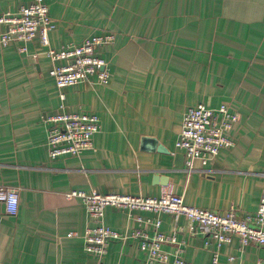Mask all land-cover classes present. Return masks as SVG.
Listing matches in <instances>:
<instances>
[{
  "label": "crops",
  "instance_id": "0c3cea01",
  "mask_svg": "<svg viewBox=\"0 0 264 264\" xmlns=\"http://www.w3.org/2000/svg\"><path fill=\"white\" fill-rule=\"evenodd\" d=\"M32 1L0 0V14ZM46 2L55 50L115 35L97 50L111 79L101 85L92 78L61 90L39 38L25 44L26 53L18 50L19 42L0 47V185L20 195L16 215L0 203V264H143L146 252L132 235L140 228L152 234L154 226L140 225L134 216L160 219V231L186 243V260L210 264L206 236L193 235L185 216H130L111 206L105 225L129 237L113 241L102 258L87 253L82 235L96 222L82 200L67 193L174 194L203 209L234 207L239 217L256 211L264 193V0ZM61 93L66 113H93L101 120L93 149L80 157H49L45 119L59 111ZM222 103L239 115L230 132L234 146L207 165L196 161L189 173L176 147L184 114L189 107ZM163 248L173 252L176 244ZM263 260L264 247L241 250L235 237L222 247L220 264Z\"/></svg>",
  "mask_w": 264,
  "mask_h": 264
},
{
  "label": "built area",
  "instance_id": "2783aa9c",
  "mask_svg": "<svg viewBox=\"0 0 264 264\" xmlns=\"http://www.w3.org/2000/svg\"><path fill=\"white\" fill-rule=\"evenodd\" d=\"M50 25L51 16L46 0H33L16 12L1 13L0 47L19 42L22 44L18 50L26 53L28 50L25 44L39 38L47 48L45 54L53 63L50 75L61 90L92 78L95 83L101 85L110 82L108 63L97 50L101 46L112 44L115 35L91 36L80 44H68L60 50H55L50 46ZM34 57L36 58L37 54H34ZM60 96L62 103L59 111L45 119L48 124L49 157H80L85 151L93 149L94 137L101 131V120L93 113H66L65 94L61 93ZM238 121V113L233 111L228 103H222L216 108L201 104L187 109L176 147L184 153L189 173L194 170L196 161L207 165L222 149L234 146L230 132ZM74 197L82 200L96 222V225L85 229L82 237L85 251L99 258L107 253L113 241H125L129 237L105 225V210L110 206L125 209L129 211L130 216L134 211L185 216L189 222V231L193 235L201 232L206 236L205 247L211 251L210 264H220L222 247L231 244L235 237L241 250L250 244L264 247V193L258 209L245 217H239L234 207L225 212L203 209L187 204L183 196L174 194L145 197L121 193L102 194L97 191L88 193L83 190H71L67 193L68 199ZM0 203L9 215H16L20 207L19 190L0 185ZM134 218L140 225L148 223L154 226L152 234L140 228L132 235L139 239L140 248L146 252L147 259L143 264H193L184 258L186 243L178 242L174 234L160 231V219H144L142 216ZM164 244H176V249L173 252L164 250ZM234 260V256L229 257V261ZM260 264H264V260Z\"/></svg>",
  "mask_w": 264,
  "mask_h": 264
},
{
  "label": "water",
  "instance_id": "95a60500",
  "mask_svg": "<svg viewBox=\"0 0 264 264\" xmlns=\"http://www.w3.org/2000/svg\"><path fill=\"white\" fill-rule=\"evenodd\" d=\"M160 150H164L163 148H160ZM154 180L155 181H157L158 179H157V176L156 177H154ZM162 180H164V179H162Z\"/></svg>",
  "mask_w": 264,
  "mask_h": 264
},
{
  "label": "rangeland",
  "instance_id": "374dc122",
  "mask_svg": "<svg viewBox=\"0 0 264 264\" xmlns=\"http://www.w3.org/2000/svg\"><path fill=\"white\" fill-rule=\"evenodd\" d=\"M211 252V251H210Z\"/></svg>",
  "mask_w": 264,
  "mask_h": 264
}]
</instances>
